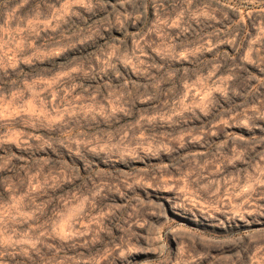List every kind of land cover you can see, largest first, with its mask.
Listing matches in <instances>:
<instances>
[{
  "label": "rangeland",
  "instance_id": "rangeland-1",
  "mask_svg": "<svg viewBox=\"0 0 264 264\" xmlns=\"http://www.w3.org/2000/svg\"><path fill=\"white\" fill-rule=\"evenodd\" d=\"M0 264H264V0H0Z\"/></svg>",
  "mask_w": 264,
  "mask_h": 264
}]
</instances>
